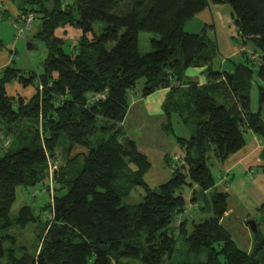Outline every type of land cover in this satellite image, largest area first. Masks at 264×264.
Here are the masks:
<instances>
[{
    "label": "trees",
    "instance_id": "1",
    "mask_svg": "<svg viewBox=\"0 0 264 264\" xmlns=\"http://www.w3.org/2000/svg\"><path fill=\"white\" fill-rule=\"evenodd\" d=\"M23 3L21 14L41 22L36 38L47 57L40 73L26 72L13 61L0 71V119L12 139L0 156V233L36 225L37 246L31 253L6 234L0 238V264H264L259 228L248 252L225 227L230 193L218 190L209 165L211 157L224 163L243 150L248 134L264 140V0ZM222 4L231 7L233 39L258 55L259 64L243 50L238 61L225 60L229 69L216 70L220 52L207 34L214 26L206 25L202 33L184 30L211 5ZM99 21L106 26L97 35ZM68 29L81 35L67 46ZM141 33L156 35L149 53L140 50ZM189 68L204 69L208 82L200 85L188 77ZM142 79V98L168 90L163 130L181 151L165 155L172 177L155 188L146 181L152 169L148 156L123 126L130 95ZM13 83L35 92L9 90ZM175 119L191 128L189 138L176 133ZM175 155L181 163L173 167ZM50 180L55 194L40 207L41 214L25 205L12 215L18 187L44 183L49 189ZM137 188L143 190L141 203L122 205ZM186 190L194 204L204 201L198 209L209 217L178 220L187 210ZM39 193L33 198L43 203L45 194ZM259 210L264 212V203ZM5 239L12 243L6 246ZM180 240L189 256L205 252V261H176Z\"/></svg>",
    "mask_w": 264,
    "mask_h": 264
},
{
    "label": "rangeland",
    "instance_id": "2",
    "mask_svg": "<svg viewBox=\"0 0 264 264\" xmlns=\"http://www.w3.org/2000/svg\"><path fill=\"white\" fill-rule=\"evenodd\" d=\"M23 1L24 0H0V41L3 42L2 48H0V67H6L11 61H13L15 66L26 72L34 71L40 73L43 71V63L47 57L46 47L36 38V35L41 30V22L39 19H36V16L34 15L35 21L31 29L24 31L22 36H20V26L17 23L16 16L19 14L22 4H24ZM4 10H6V13ZM218 11H221V16L218 15ZM203 12V14L201 13V15H198L191 21L187 22L184 26V30L188 33H202L204 27L206 26V21H209V23L214 25V28L209 27L207 29L208 36L217 43L219 52H222L220 54L222 56H226L228 54V48L236 49L238 46L236 40L233 39L237 37V31L232 23V11L230 5H211ZM15 25H18V27L16 28ZM105 26L106 24L102 21L96 22L94 24V32L97 35L101 34ZM59 34L63 35L60 32ZM80 35V31L68 29V32H66L65 35L67 42L66 45L68 46L71 42L77 40ZM155 37L156 35L152 33L140 34L139 44L142 53L145 54L152 51L150 40ZM28 43L32 44L30 49L27 47ZM112 46L113 43L108 45L109 48ZM66 49L68 50V47H66ZM241 50H243V48ZM249 51L251 50L249 49ZM249 56L256 59V65L259 64L258 55L254 54V56H252L251 53H249ZM9 60L10 62L8 63L7 61ZM194 70L195 68H189L186 75L192 79L195 78V74H193ZM198 76H200V73H198ZM143 83L144 80H140L133 91L134 93H131L130 95L131 106L123 126L126 134L138 143L140 151L148 156L149 161L152 164V169L146 176V181L152 188H155L166 183L172 177V171L168 168L166 162L164 161L165 155L173 153L180 154L181 151L178 150L175 140L163 130V124L166 121L165 117H162L164 113L163 109L159 111L160 113L151 115L152 117H148L147 115L146 106H148L149 109H152L154 103L160 101L161 98H163V102L161 103V105H163L166 96L163 97L162 95H155L154 93L153 98H149L147 101L141 102V100L146 99L141 96ZM8 88L9 90H13L15 92L18 91L25 96H31L35 92L33 88L24 90L16 83L9 85ZM251 98L252 108L254 110L259 109L257 87H254ZM262 116L264 120V108ZM174 122V129L176 133L182 137L189 138L191 135V128L185 126L176 119ZM5 129L6 124L1 122L0 119V156L8 150L12 143V139L4 133ZM253 135L254 134L252 133L248 134V145L251 144L254 138ZM256 147H258V145ZM78 151H83V149H77L73 154H77ZM58 159L60 160L59 164L64 163V159L61 154ZM223 164L224 163L215 160L213 157H211L209 163L210 169L218 182L217 186L222 184L221 186H224V188L222 187L223 190L230 193L228 201L229 209H232L234 213L230 219L225 221L224 224L225 227L232 233L237 243L243 249L250 252L252 248L250 250L248 242L253 239V234L248 226V221H255L259 226L258 228L261 235L264 237V212L259 210L260 206L264 203V187L258 185V182L264 178V171L262 168H258L257 173L254 174L250 171L246 173L245 170L240 168L236 169L233 172L234 177H230L228 184L223 185L221 182V175H225ZM49 187L50 188L48 189L44 183L28 190L18 187L17 201L12 208V215L14 217L17 216L19 210L25 205L35 207V210L39 213L40 207L45 202L48 200L52 202L55 194V185L51 180L49 182ZM41 191L45 194L41 199L43 203L39 201L40 199L33 198L36 193L40 194L39 192ZM185 192L187 193V190ZM211 193L213 194V191H211ZM187 196L189 201L187 210L181 214L178 220L183 221L189 218L199 221L201 217L202 219L209 217V214L204 213L203 211L200 214L198 209L200 208L199 206H204L203 200L200 199L198 204H194L191 198V193H188ZM142 199L143 190L141 188H137L129 197L123 199L122 205H137L141 203ZM193 205H197L196 208H192ZM48 215L49 214L47 213H43V221L49 219ZM6 234L16 239L18 246L28 247L31 253L35 251L38 234L36 225H30L26 229H19L16 227L8 233H0V238L4 237ZM5 242L6 246L12 243L9 239H5ZM262 253L264 254V250ZM205 259V252L189 256L183 240L179 241L177 246L176 261L204 262Z\"/></svg>",
    "mask_w": 264,
    "mask_h": 264
},
{
    "label": "crops",
    "instance_id": "3",
    "mask_svg": "<svg viewBox=\"0 0 264 264\" xmlns=\"http://www.w3.org/2000/svg\"><path fill=\"white\" fill-rule=\"evenodd\" d=\"M220 12L221 11H218V15L219 16H221ZM19 14H21V12H19ZM199 15H201V14H199ZM231 17H232V15H231ZM205 24L206 25H213V24L209 23V21H206ZM241 49L242 48H240L238 46L236 47V49L228 48V54L226 56H222L220 54L219 58L216 60L215 64L213 65L214 69L220 70V71H222L223 69L224 70L225 69H229V66L226 65L225 60H227L228 58H233V59L238 61L241 58V52L243 50L249 51V48H247V47L245 49H243V50H241ZM220 53H222V52H220ZM7 62L9 63L10 60L7 61ZM2 68L3 67H0V69H2ZM203 70L204 69L195 68V70L193 72V74H195V78H196V79L195 78H193V79L198 81L200 85H204V84H206L208 82L206 76L203 74ZM198 73H200V76H198ZM167 92H168V90H160V91L156 92L155 95H162L164 97V96H166ZM153 97H154V95L149 96L145 100H141V102L147 101V99L153 98ZM162 100H163V98H161L160 101L154 103L152 109H149L148 106H146L148 117H152L151 115L160 113L159 111L162 109L161 108V106H162L161 103L163 102ZM142 115H143V113H142ZM162 117H164V116L162 115ZM253 136H254V138H253V140H252L250 145H247L243 150H241L237 154L231 156L226 162H224L223 168L225 169V175H223V174L221 175L222 176L221 177L222 178L221 182L223 183V185H225V184L227 185L230 177H234V173L233 172L236 169L240 168V169L245 170L246 173L248 171H250L251 173H254V174L257 173L258 168H262L263 169V166H264V140L262 138L258 137L255 134ZM257 145H258V147H256ZM173 154H176V153H173ZM173 154H170V155H173ZM221 185L222 184H220L218 186V189L220 191H224L223 190L224 186H221ZM258 185L264 187V178H262L258 182ZM188 193H190V192H187V194ZM187 201H188V198H187ZM188 203H189V201H188ZM195 206H197V205H193V207H195ZM233 213H234L233 210L229 209V211L226 213L225 221L227 219H230ZM253 242H254L253 239H251L248 242L250 250H251V248H253Z\"/></svg>",
    "mask_w": 264,
    "mask_h": 264
},
{
    "label": "built area",
    "instance_id": "4",
    "mask_svg": "<svg viewBox=\"0 0 264 264\" xmlns=\"http://www.w3.org/2000/svg\"><path fill=\"white\" fill-rule=\"evenodd\" d=\"M16 19H17V23L20 26V28H19V34H20V36H22V34H23L24 31L31 29V27L33 25V22L35 20V17H34L33 14L29 13V14H21L20 16H17ZM15 27L17 28L18 25H15ZM180 159L181 158L178 155L173 156V167H175V165L181 163V160ZM192 208H196V206L195 207H192Z\"/></svg>",
    "mask_w": 264,
    "mask_h": 264
},
{
    "label": "water",
    "instance_id": "5",
    "mask_svg": "<svg viewBox=\"0 0 264 264\" xmlns=\"http://www.w3.org/2000/svg\"><path fill=\"white\" fill-rule=\"evenodd\" d=\"M248 226L253 234L258 233V226L255 221H248Z\"/></svg>",
    "mask_w": 264,
    "mask_h": 264
},
{
    "label": "clouds",
    "instance_id": "6",
    "mask_svg": "<svg viewBox=\"0 0 264 264\" xmlns=\"http://www.w3.org/2000/svg\"><path fill=\"white\" fill-rule=\"evenodd\" d=\"M189 204V203H188Z\"/></svg>",
    "mask_w": 264,
    "mask_h": 264
}]
</instances>
